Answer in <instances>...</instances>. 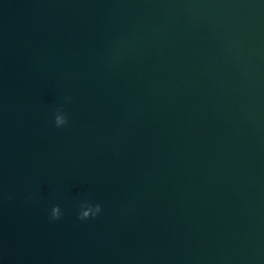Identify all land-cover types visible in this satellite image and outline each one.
Returning <instances> with one entry per match:
<instances>
[{
    "label": "water",
    "instance_id": "water-1",
    "mask_svg": "<svg viewBox=\"0 0 264 264\" xmlns=\"http://www.w3.org/2000/svg\"><path fill=\"white\" fill-rule=\"evenodd\" d=\"M0 264H264V0H0Z\"/></svg>",
    "mask_w": 264,
    "mask_h": 264
},
{
    "label": "clouds",
    "instance_id": "clouds-1",
    "mask_svg": "<svg viewBox=\"0 0 264 264\" xmlns=\"http://www.w3.org/2000/svg\"><path fill=\"white\" fill-rule=\"evenodd\" d=\"M66 123H67V121L61 118V119H58L57 126H60V125L66 124ZM97 210L99 211V209H97Z\"/></svg>",
    "mask_w": 264,
    "mask_h": 264
}]
</instances>
